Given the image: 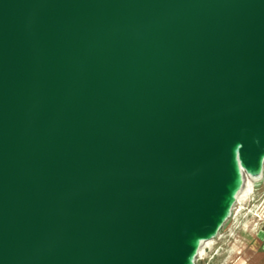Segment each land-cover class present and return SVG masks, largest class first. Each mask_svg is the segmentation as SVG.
<instances>
[{
    "label": "water",
    "instance_id": "1",
    "mask_svg": "<svg viewBox=\"0 0 264 264\" xmlns=\"http://www.w3.org/2000/svg\"><path fill=\"white\" fill-rule=\"evenodd\" d=\"M264 162V0H0V264H193Z\"/></svg>",
    "mask_w": 264,
    "mask_h": 264
},
{
    "label": "rangeland",
    "instance_id": "2",
    "mask_svg": "<svg viewBox=\"0 0 264 264\" xmlns=\"http://www.w3.org/2000/svg\"><path fill=\"white\" fill-rule=\"evenodd\" d=\"M249 178L243 174L242 188L231 217L224 222L209 245L201 244L193 264H230L240 250L241 238L249 234L254 223L264 219V171L260 180L247 184V191L241 197ZM238 207H241V211L237 214Z\"/></svg>",
    "mask_w": 264,
    "mask_h": 264
},
{
    "label": "crops",
    "instance_id": "3",
    "mask_svg": "<svg viewBox=\"0 0 264 264\" xmlns=\"http://www.w3.org/2000/svg\"><path fill=\"white\" fill-rule=\"evenodd\" d=\"M239 247L230 264H264V219L253 224Z\"/></svg>",
    "mask_w": 264,
    "mask_h": 264
},
{
    "label": "built area",
    "instance_id": "4",
    "mask_svg": "<svg viewBox=\"0 0 264 264\" xmlns=\"http://www.w3.org/2000/svg\"><path fill=\"white\" fill-rule=\"evenodd\" d=\"M262 168H263V169H262V173H261L260 177L257 178V179H252V180H255V181L257 180V181H258V180H260V179L262 178L263 171H264V162H263V167H262ZM245 175H246V174H245ZM246 176H248V175H246ZM248 177H249V176H248ZM236 202H237V197H236L235 203L233 204V206H232V208H231V211H230V214H229V217H228V218L231 217V215H232V209H234V206H235ZM240 211H241V207H238L236 213L238 214Z\"/></svg>",
    "mask_w": 264,
    "mask_h": 264
},
{
    "label": "bare ground",
    "instance_id": "5",
    "mask_svg": "<svg viewBox=\"0 0 264 264\" xmlns=\"http://www.w3.org/2000/svg\"><path fill=\"white\" fill-rule=\"evenodd\" d=\"M252 184V178L250 179H248L246 182H245V186H244V188L242 189V191H241V197H242V195H243V193H246V187H247V184ZM246 190V191H245ZM249 191V190H248ZM204 243H207L208 245L211 243V241H205V242H203L202 244H204Z\"/></svg>",
    "mask_w": 264,
    "mask_h": 264
}]
</instances>
